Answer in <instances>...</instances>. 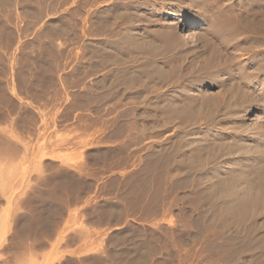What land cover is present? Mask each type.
<instances>
[{
  "label": "rangeland",
  "instance_id": "1",
  "mask_svg": "<svg viewBox=\"0 0 264 264\" xmlns=\"http://www.w3.org/2000/svg\"><path fill=\"white\" fill-rule=\"evenodd\" d=\"M263 29L264 0H0V264H264Z\"/></svg>",
  "mask_w": 264,
  "mask_h": 264
},
{
  "label": "bare ground",
  "instance_id": "2",
  "mask_svg": "<svg viewBox=\"0 0 264 264\" xmlns=\"http://www.w3.org/2000/svg\"><path fill=\"white\" fill-rule=\"evenodd\" d=\"M138 1H140V0H138ZM176 2V1H175ZM138 3V2H137ZM211 3H212V1H211ZM213 4V3H212ZM225 7V6H224ZM135 13V12H134ZM218 14V13H217ZM228 14V13H227ZM134 15V14H133ZM136 15V14H135ZM212 15V14H211ZM140 16V15H139ZM147 16V15H146ZM133 17V16H132ZM135 17V16H134ZM143 17V16H142ZM217 18V17H216ZM148 19V18H147ZM232 20V19H231ZM237 20V19H236ZM241 20V19H240ZM214 21V20H213ZM222 22V21H221ZM227 22V21H226ZM236 23H238L237 21H236ZM258 23V22H257ZM155 24V23H154ZM160 24V23H159ZM172 24V23H171ZM220 24V23H219ZM228 24V23H227ZM231 24V23H230ZM255 24V23H254ZM229 25V24H228ZM257 25V24H256ZM225 26H226V24H225ZM235 26V25H234ZM246 26V25H245ZM219 27H220V25H219ZM228 27V26H227ZM230 27V26H229ZM253 27V26H252ZM255 27V26H254ZM263 27V26H262ZM238 28H239V25H238ZM245 28V27H244ZM195 29V28H194ZM215 29V28H214ZM223 29H225V28H223ZM222 29V30H223ZM255 29V28H254ZM258 29H259V27H258ZM226 30V29H225ZM236 30V29H235ZM251 30V29H250ZM264 30V29H263ZM215 31V30H214ZM218 31V30H217ZM227 31V30H226ZM226 31H225V33H226ZM229 31V30H228ZM243 31H245V30H243ZM255 31V30H254ZM209 32V31H208ZM219 32V31H218ZM218 32H217V34H218ZM220 32H222L221 30H220ZM236 32V31H235ZM247 32V31H246ZM248 32H250V31H248ZM247 32V33H248ZM255 32H257V31H255ZM259 32V31H258ZM257 32V33H258ZM206 33V32H205ZM228 33V32H227ZM243 33V32H242ZM215 35H216V32L214 33ZM221 34V33H220ZM233 34V33H232ZM160 35V34H159ZM224 35V34H223ZM223 35H221V36H223ZM248 35V34H247ZM165 36V37H164ZM164 36H162V37H164L165 38V41H166V39L167 40H172V39H174V40H172V41H175V40H177V39H181L183 36H181L180 34H178L177 33V31L175 30V28H172V29H170L169 31H167L166 33H165V35ZM218 36H220V35H218ZM235 36V35H234ZM161 37V38H162ZM181 37V38H180ZM211 37V36H210ZM213 37V36H212ZM215 37V36H214ZM232 37V36H231ZM239 37V36H238ZM262 37V36H261ZM218 38H220V37H218ZM230 38V37H229ZM229 38H227V40L229 39ZM163 39V38H162ZM189 39V38H188ZM188 39H183L184 40V42L183 43H185V44H188L189 43V40ZM213 39V38H212ZM215 39V38H214ZM223 38H221V40H222ZM263 39V38H262ZM203 40V39H202ZM220 40V41H221ZM224 40H226V38L224 39ZM224 40L222 41L223 43H226V42H224ZM230 40V39H229ZM239 40V39H238ZM237 40V41H238ZM216 41V40H215ZM263 41H264V39H263ZM177 42V41H176ZM192 42V41H191ZM210 42H211V40H210ZM161 43V42H160ZM166 43H168V41H166ZM175 43V42H174ZM179 43V42H178ZM182 43V42H181ZM208 43V42H207ZM220 43V42H219ZM236 43V42H235ZM258 43V42H257ZM153 44V43H152ZM164 44V43H163ZM170 43H168V45H169ZM184 44V45H185ZM214 44V43H213ZM222 44V43H221ZM229 44V43H228ZM234 44V43H233ZM232 44V45H233ZM264 44V43H263ZM160 45V44H159ZM167 45V44H166ZM167 45V46H168ZM209 45V44H208ZM212 45V44H211ZM211 45H210V47H211ZM227 45V44H226ZM254 45V44H253ZM182 46V45H181ZM180 46V47H181ZM217 46V45H216ZM229 46V45H228ZM231 46V45H230ZM151 47V46H150ZM157 47V46H156ZM183 47V46H182ZM188 47V46H187ZM209 47V46H208ZM215 47V46H214ZM252 47V46H251ZM154 48V47H153ZM164 48V47H163ZM217 48V47H216ZM224 48V47H223ZM230 48V47H229ZM234 48H236V46L234 47ZM159 49H160V47H159ZM171 49V48H170ZM210 49V48H209ZM221 49V48H220ZM226 49V48H225ZM259 49V48H258ZM155 50V49H154ZM157 50V49H156ZM207 50V49H206ZM146 51V50H145ZM158 51V50H157ZM183 51V50H182ZM213 51V50H212ZM152 52H154V51H152ZM159 52V51H158ZM165 52V51H164ZM225 52H227V50L225 51ZM192 53V52H191ZM213 53H214V51H213ZM212 53V54H213ZM229 53H230V51H229ZM238 53V52H237ZM146 54V53H145ZM162 54V53H161ZM226 54V53H225ZM224 54V55H225ZM235 54V53H234ZM191 55V54H190ZM230 55V54H229ZM153 56V55H152ZM215 56V55H214ZM227 56V55H226ZM226 56H225V58H226ZM230 57V56H229ZM215 58H216V56H215ZM228 58V57H227ZM237 58V57H236ZM246 58V57H245ZM149 59V58H148ZM167 59V58H166ZM209 59V58H208ZM211 59H213V58H211ZM218 59V58H217ZM174 60V59H173ZM187 60H188V58H187ZM206 60V59H205ZM227 60V59H226ZM230 60V59H229ZM228 60V61H229ZM253 60V59H252ZM148 61V60H147ZM151 61V60H150ZM210 61V60H209ZM208 61V62H209ZM216 61V60H215ZM146 62V61H145ZM152 62V61H151ZM151 62H147V63H151ZM212 62V61H211ZM214 62V61H213ZM220 62V61H219ZM155 63V62H154ZM190 63V62H189ZM207 63V62H206ZM222 63V62H221ZM231 63V62H230ZM152 64H153V62H152ZM211 64H213V65H215L214 63H211ZM264 64V63H263ZM219 65V64H218ZM147 66V65H146ZM201 66V65H200ZM203 66V65H202ZM209 66H211V65H209ZM148 67V66H147ZM146 67V68H147ZM241 67H242V65H241ZM198 68H200L201 69V67H198ZM202 68H204V67H202ZM206 68V67H205ZM260 69V68H259ZM195 70H197V69H195ZM199 70V69H198ZM257 69H255V71H256ZM209 71V70H208ZM173 72V71H172ZM196 72V71H195ZM201 72V71H200ZM216 72V71H215ZM176 73V72H175ZM174 73V74H175ZM262 73H264V72H262ZM260 74V73H259ZM130 75V74H129ZM206 75V74H205ZM253 75V74H252ZM132 76V75H131ZM146 76V75H145ZM162 77H163V75H161ZM161 76H160V78H161ZM165 77H166V75H164ZM168 76H170V75H168ZM168 76L166 77V78H168ZM181 76V75H180ZM249 76V75H248ZM132 77H134V76H132ZM150 77V76H149ZM215 77V76H214ZM246 77V76H245ZM245 77H243V78H245ZM166 78H162L163 80H164V82L165 81H168V80H166ZM172 78V77H171ZM178 78H180V77H178ZM200 78V77H199ZM161 79V80H162ZM170 79V78H169ZM192 78H189V80H191ZM196 79V78H195ZM176 80V79H175ZM244 80V79H243ZM264 80V79H263ZM219 81V80H218ZM247 81H248V79H247ZM189 82V81H188ZM244 82H245V80H244ZM253 82V81H252ZM160 83V82H159ZM193 83V82H192ZM195 83V82H194ZM177 84V83H176ZM230 87V86H229ZM237 88V87H236ZM238 89V88H237ZM241 90V89H240ZM243 90V89H242ZM239 91V90H238ZM237 91V92H238ZM191 92V91H190ZM233 92V91H232ZM161 94V93H160ZM166 94H167V92H166ZM219 94V93H218ZM162 95V94H161ZM226 95V94H225ZM232 95V94H231ZM234 95V94H233ZM205 96V95H204ZM207 96V95H206ZM237 96V95H236ZM161 97V96H160ZM215 98V97H214ZM248 98V97H247ZM224 99V98H223ZM215 100V99H214ZM228 100V99H227ZM199 101V100H198ZM217 101V100H216ZM223 101V100H222ZM210 102V101H209ZM212 102V101H211ZM213 102H215V101H213ZM227 102V101H226ZM246 102H248V101H246ZM245 102V103H246ZM159 103V102H158ZM228 103V102H227ZM244 103V102H243ZM180 104V103H179ZM207 104V103H206ZM237 104V103H236ZM163 106V105H162ZM227 106V105H226ZM190 107V106H189ZM222 107V106H221ZM162 108V107H161ZM201 108V107H200ZM160 109V108H159ZM169 109V108H168ZM168 109H166V110H168ZM202 109V108H201ZM227 109V108H226ZM170 110V109H169ZM204 110V109H203ZM221 110V109H220ZM229 110V109H228ZM160 111V110H159ZM165 111V110H164ZM200 111V110H199ZM161 112V111H160ZM167 112V111H166ZM235 112V111H234ZM184 113V112H183ZM181 114V113H180ZM180 114H179V116H180ZM204 114V113H203ZM217 115V114H216ZM203 118V117H202ZM222 118V117H221ZM207 120V119H206ZM235 122V121H234ZM242 124V123H241ZM236 128V127H235ZM238 129V128H237ZM217 139V138H216ZM163 142V141H162ZM174 142V141H173ZM215 144V143H214ZM204 145V144H203ZM219 145V144H218ZM222 145V144H221ZM206 146V145H205ZM214 147V146H213ZM197 148V147H196ZM208 148V147H207ZM214 150V149H213ZM242 150V149H241ZM170 151H171V149H170ZM209 151V150H208ZM220 151H221V149H220ZM243 151V150H242ZM239 152V151H238ZM258 153V152H257ZM234 154V153H233ZM245 154V153H244ZM209 157V156H208ZM219 157V156H218ZM200 158V157H199ZM199 158H198V160H199ZM217 160V159H216ZM218 160H220V159H218ZM256 160V159H255ZM205 162V161H204ZM217 164V163H216ZM207 165V164H206ZM199 168V167H198ZM208 169V168H207ZM245 170V169H244ZM240 176V175H239ZM259 179V178H258ZM254 190V189H253ZM246 191V190H245ZM254 197V196H253ZM256 198V197H255ZM255 200V199H254ZM256 201V200H255Z\"/></svg>",
  "mask_w": 264,
  "mask_h": 264
}]
</instances>
